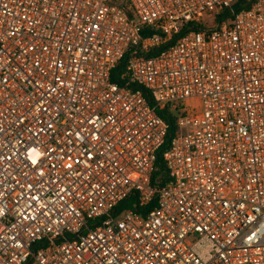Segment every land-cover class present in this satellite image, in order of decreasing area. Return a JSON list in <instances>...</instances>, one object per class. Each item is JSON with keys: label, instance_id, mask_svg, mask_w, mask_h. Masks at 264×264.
I'll use <instances>...</instances> for the list:
<instances>
[{"label": "built area", "instance_id": "obj_1", "mask_svg": "<svg viewBox=\"0 0 264 264\" xmlns=\"http://www.w3.org/2000/svg\"><path fill=\"white\" fill-rule=\"evenodd\" d=\"M234 2L0 0V264H264V0Z\"/></svg>", "mask_w": 264, "mask_h": 264}, {"label": "trees", "instance_id": "obj_2", "mask_svg": "<svg viewBox=\"0 0 264 264\" xmlns=\"http://www.w3.org/2000/svg\"><path fill=\"white\" fill-rule=\"evenodd\" d=\"M255 0H235V2L232 5V9L234 10V12L240 11L242 9H248L252 6L253 2ZM225 15L231 16V10H227L224 12ZM195 24H189L188 27H184V29L181 31V33L177 36L174 37L173 41L177 38H180L183 36V33L190 27H192ZM149 33H151V31L148 30V28H145L142 31V37H146ZM154 53H148L147 55H153ZM129 57V52L126 54L124 60L122 61V63L120 64L119 67H121V65H123V63H125L127 61ZM118 67V68H119ZM159 115H161V117H163V119H165V121L168 123V132L167 135L165 137V142L162 145V147L160 148V150L157 153V160H156V170L153 174V179H152V184L153 185H157V186H161L163 184H165L168 180V170L166 168L165 165V161L163 158V154L164 152L168 149L169 147V143L172 140L173 136L176 133V124H175V113L174 111H172L169 106H166L165 108H163L162 110H159ZM135 196L131 195V197L127 200H125V202H123V204L121 205L122 208H127V207H131L133 208V204L135 201ZM132 205V206H131ZM134 209V208H133ZM28 264H31L28 263Z\"/></svg>", "mask_w": 264, "mask_h": 264}, {"label": "rangeland", "instance_id": "obj_3", "mask_svg": "<svg viewBox=\"0 0 264 264\" xmlns=\"http://www.w3.org/2000/svg\"><path fill=\"white\" fill-rule=\"evenodd\" d=\"M205 17H207V14L205 15ZM187 105H189V104H191V105H197V102L196 101H188L187 100V103H186ZM198 110V109H197ZM197 110H195V111H197Z\"/></svg>", "mask_w": 264, "mask_h": 264}]
</instances>
